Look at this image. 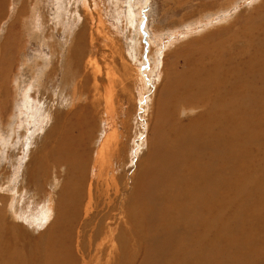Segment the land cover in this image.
Masks as SVG:
<instances>
[{
  "label": "rangeland",
  "instance_id": "rangeland-1",
  "mask_svg": "<svg viewBox=\"0 0 264 264\" xmlns=\"http://www.w3.org/2000/svg\"><path fill=\"white\" fill-rule=\"evenodd\" d=\"M2 1L4 16L0 21V36L4 38V41L5 37L8 35L7 44L9 48L7 52L2 51L0 54V84L2 82V85H0V111L1 109L3 110L0 112L2 116H0V240L9 249L8 254L18 251L26 255L36 252L40 244L44 247L43 249H45V246L48 245L46 244V234L52 232L50 224L51 222L53 224L59 215V209H57V207L59 208L60 206L61 210L64 211L68 208L66 201L64 202V206L59 205V193L62 183L64 182V187L67 183L69 186H75L78 183V186L81 185L85 189L90 181H98L99 165H97L96 162L101 155L102 149L106 146L107 140L113 133H119L118 139L120 145L117 156L111 157V159H113L111 162L115 163V166L110 176H114L113 174H115V176H121L124 173L123 171H130L132 169L131 167L134 169L137 166L138 162L145 155L148 149V143L151 139L154 144L156 137H154L155 133L152 131V128L160 126L159 141H161L164 145L163 149H165L171 144L173 126H185V124L187 126L192 118L194 119L197 117V113L198 115L200 114V111H190V113L183 110L182 113L180 112L181 114L179 116L177 114V102L174 98V94L173 92L170 95L164 94V84L166 83V88L174 85L172 82L174 79L173 71H176V68L181 71L180 67L189 68L197 66L199 63L197 57L199 55L195 53V50L198 49L200 51L204 49V45H206L207 42H204L203 38L208 35L209 32L213 31L214 28H218L219 25L224 26L225 24H222V22L227 21V19L235 15L237 6H239L240 13L234 18H231V24H236L239 20L244 19L251 22L252 19L250 16L264 5V0H261V2L259 0H253L252 4L249 3V1L239 0L234 10H230L227 14L223 11H221V13L215 10L205 13L202 16L197 12L203 5H207L209 8H215L216 3H223L224 0H86L89 4L90 11L87 10L86 7V9L82 7L81 1L83 0ZM65 3L66 5L68 4V8ZM63 6L64 8H62ZM20 8L24 9L21 14H19ZM38 9L39 12H37ZM58 11L59 13L56 14ZM192 15L196 17L194 18ZM44 16H47V19L43 21L45 18ZM41 17L42 20L40 19ZM66 18L69 22L67 20L65 21ZM61 19H63L62 22H67L65 24L63 23L64 29L60 24ZM41 21L46 25L43 24V22L41 23ZM216 22H219V24H214ZM12 23H14L13 27L10 26ZM34 25L38 35L41 31V38L38 36L36 37L37 34H34L35 36L32 34L35 30L31 32V30H33L31 27ZM210 25L214 26L211 27ZM70 27L73 28L70 29ZM247 27L248 26L245 24H243V26L238 25L234 30L228 31L229 34L228 32L220 34L216 36L214 40L225 38L224 40L227 41L228 46H236L238 43L233 45V42L236 41L237 38L239 39V35H241ZM176 28L178 30H176ZM9 30L11 31V35ZM201 30H203L202 33ZM51 31L54 32L52 33ZM70 31L72 32V39L76 38L75 40H72L71 37L70 39L72 41L68 39V35L66 34ZM158 31L160 33H158ZM61 32H63V34H60ZM161 32L164 34L162 38ZM33 36L37 39L33 38ZM63 37L65 38L63 39ZM166 41H168V43H165ZM53 42L55 44H53ZM58 44L63 46L62 50L59 51V55H57L58 50L56 48L59 46ZM50 49L54 52V56ZM55 50L57 52H55ZM80 51L81 59L79 62L81 64L78 63ZM176 52H178V54ZM65 53L68 54L65 55ZM70 54H73L74 57L72 56V58ZM180 54L183 55V57H181ZM64 56H66V59ZM50 58L52 62L49 63L48 61H50ZM76 59L77 62H74ZM64 60L66 61L64 62ZM70 61L73 64L71 69L73 68V71H77V76L79 78H77V80H81V84L83 83V87L78 86V91H84L85 93H83L87 98L83 100L84 102L78 100L77 103L80 102V104L77 106L79 107H74L75 109H73V111L72 109L69 110L71 108L70 106V108L67 109L68 105L66 103V99L72 97L69 92L71 91L69 88H71L72 85L68 87L67 90L61 84L62 81L63 85L66 84L67 79L72 78L71 76L67 78L65 75L68 71L67 69ZM163 62L165 64H163ZM77 65L79 66L77 67ZM53 66L59 67L58 72L54 76L52 75ZM45 68L46 72H44ZM64 70H66V73L63 72ZM100 71L101 73L97 74V72ZM106 74H108V79L112 81L113 86L112 96L110 97L113 102L110 108L113 113V121H109L107 116H105V112L107 111L105 103H107L108 93L104 87H107L109 84ZM20 79L22 81L26 80L23 83L25 87L23 88L22 96L19 95V93L17 95L16 92L18 86L16 84L20 82ZM37 80H39L38 84ZM94 81H98L100 85L97 93H95L93 89L95 86ZM73 83L74 81L72 84ZM84 83H86V85H84ZM36 84L37 86H35ZM58 86L59 91L57 90ZM172 89L176 90V88ZM42 91L45 92L43 93ZM25 92L28 95L27 98ZM159 92L160 100H157ZM161 92H163V94ZM15 96H17V98ZM32 96L33 98H30ZM49 96L51 101L47 99ZM54 96L58 97L57 101L64 105V107L66 105V108L59 107V109H62L60 112L58 109L53 110L49 108V103L52 102ZM101 97L103 98L100 99ZM166 97H168V99ZM95 99L100 100H97L95 105H90ZM23 100L28 104L24 103ZM29 102L30 104L32 103L30 107ZM10 103L11 105H9ZM86 103L90 104H87L86 107ZM83 106L85 109L82 108ZM18 108H20V110H18ZM21 109L24 110L23 114ZM44 110L45 112H43ZM50 111L57 112L51 115L52 112ZM66 111L68 114L65 113ZM68 111H70V113ZM9 112L10 114L8 115ZM18 113L22 114V116L20 114L21 117L18 116L20 119L17 118ZM6 115H8L7 118ZM49 115L51 116L49 117ZM30 117L32 118L30 119ZM8 119H10V122H8ZM27 119H30L29 122ZM46 120L51 121L49 126L43 125V122H47ZM105 121H109L107 123L111 126L106 124ZM176 122L178 125H176ZM35 124L36 126H34ZM82 128L85 130L88 128V133H86L88 137L84 134L85 131H82ZM60 133H62L68 141L70 140L73 147H76V144L77 146L81 145L80 149L83 147V155L81 156L83 161L79 162L78 159H75L77 165L70 162V164L64 163L61 167H57L53 164V158H51L53 155L51 153L58 143H53V141L54 138L58 136L59 141L61 138V135H59ZM152 133L154 134L153 138ZM51 139H53V141ZM65 143L66 142H64V144ZM41 158L45 160L44 166L46 170L44 169L42 172L38 173L37 167ZM77 162H79L80 165H78L79 163ZM122 164L126 167L123 168V166H121ZM71 166L74 168L73 171ZM127 166L129 167L128 169ZM120 167L123 169H120ZM115 171H117V174ZM243 172L244 165L242 161L234 154L233 148H227V229L223 232L224 235H227V244L229 245H227V247L223 245L226 247L227 253L225 256L227 257V264H240L244 261V255H256L260 247L259 241L264 240V194L260 195V190L256 187L258 180L261 179V175L258 176L252 171L251 176L243 181L241 178ZM39 184L40 192L37 190V185ZM7 198L9 200H7ZM129 209L132 213L134 212V214L140 216L139 223L142 225L140 226L142 229L146 227V224L155 221L154 217H148L149 214H143V208L140 204L131 203ZM40 214L42 216H40ZM43 218L46 219L43 220ZM49 229L51 231H49ZM43 237L44 242L42 243L41 240ZM119 237L122 238L121 236ZM104 239L105 237H102L99 242ZM149 243L150 242H147V245H149ZM215 243L219 244L220 241H216ZM77 253L79 252L75 251L73 248V257L78 261V264H82V254ZM89 261L90 264H106L104 257L99 261L97 258H92ZM142 261L143 260L140 259L136 264H141Z\"/></svg>",
  "mask_w": 264,
  "mask_h": 264
},
{
  "label": "bare ground",
  "instance_id": "bare-ground-1",
  "mask_svg": "<svg viewBox=\"0 0 264 264\" xmlns=\"http://www.w3.org/2000/svg\"><path fill=\"white\" fill-rule=\"evenodd\" d=\"M259 1L261 2V0ZM81 2L82 7H86L87 10H89V4L87 3V1L83 0ZM237 3H239V0H224L223 3H216L215 8H209L207 7V5H203L197 13L203 16L205 13L218 10V12L223 11L225 12V14H227L230 10H234V7ZM2 5L3 1L0 0V21L4 16ZM66 6L68 8V4ZM21 8L19 10V14H21L24 10ZM62 8H64V6ZM37 12H39V9ZM58 13L59 11L56 14ZM239 13V6H237L236 13L233 17H230L229 19H227V21H221L222 24H225L224 26L219 25L220 28L219 26L218 28H214L213 31L209 32L208 35L203 38V41L207 43L206 45H204V49H201L200 51L198 49L195 50V53L199 55L197 57L199 59H197L199 63L196 67H180L181 71L176 68V71H173L175 80L173 79L172 82L174 85L168 86L166 88V83L164 84V94L166 93L167 95H170L172 92L174 94V98L177 102V114L179 116L183 112V110H186L188 112L200 111V114L198 115L197 113V117H195L194 119L192 118L187 126L185 124L186 127L173 126L171 132V136H173V138H171V144L165 149H163L164 145L161 143V141H159L160 126H155L154 128H152V131H154L155 133V136L152 133V138L153 136L156 137L154 144L152 143V139L149 143L147 142L148 149L145 155L138 162L137 166L134 169L133 167H131L133 170L131 169L130 171H123L125 174L123 173V175L121 176H115V174H113L115 177L110 176V174L114 171L115 166V163L111 162V160H113L111 159V157H115V155L117 156V152H119L120 142L118 139L119 133H113L107 140L106 146L102 149L100 153L101 155L96 162V164L99 165L97 182L90 181V183L87 185V188L85 189L81 185L78 186V183L75 186H69L67 183L65 187L64 182L62 183V187L59 193V205L64 206V202L66 201L68 204V208H66L64 211L61 210L60 206L59 208L57 207V209H59V215L57 216L53 224L52 222V225L50 224V229H52V232L46 234L47 237L45 236L47 238L46 244H48L45 246V249H43L44 247H42V245L40 244L38 245L36 252L30 255L19 253L18 251H14L8 254L9 249L0 240V264H78V261L73 257V248L75 251H78L82 254V264H90L89 260H91L92 258H97L99 261L103 257L106 260V264H136L140 259L143 260L141 264H227V257L225 256L227 253L226 247L228 245L227 235L223 234L224 230L227 229V148H233L234 154L237 155V157L242 161L244 165V172L243 174H241V178L243 179V181L247 180L251 176L252 171L258 176L261 175V179L258 180L256 187L258 190H260V195L264 194V5H262L258 9V11L254 13L255 15L253 14L252 16H250L252 19L251 22H249L247 19H244L239 20L236 24H231V18H234ZM193 16L194 18L196 17L195 15H192V17ZM46 17L43 19V21L47 19ZM40 19L42 20V17ZM62 20L63 19H61L60 24L64 29V22H62ZM66 20L67 18L65 19V21ZM43 21H41V23ZM43 24L45 23L43 22ZM214 24H219V22H216ZM243 24L248 27L245 28L241 35H239V39L237 38V40L233 42V45L238 43L236 46H228L227 41L224 40L225 38L218 39L216 41L214 40L216 36L227 33L230 30H234L236 26H243ZM13 25L14 23H12V25L10 26L13 27ZM210 26L212 27L214 25ZM31 28H33V30H31ZM31 28L29 26L31 32L34 31L35 25ZM71 28L73 27H70V29ZM176 30L178 29L176 28ZM51 32L53 33L54 31ZM202 32L203 30H201V33ZM158 33L160 32L158 31ZM32 34H37L36 37H40L41 31L39 35L36 30ZM60 34H63V32H61ZM71 34V31L66 34L68 35V39H70ZM163 35V32H161V38ZM34 36L33 38L37 39ZM7 37L8 35L3 41L4 38H1L0 36V54L2 51H8L9 46L7 44ZM64 38L65 37H63V39ZM165 43H168V41H166ZM53 44L55 43L53 42ZM56 48L58 52L56 50L55 52H57V55H59V51L62 50L63 46L59 45ZM68 53H65V55ZM176 53L178 54V52ZM53 54L54 52L52 53V55ZM73 54H70L71 57L73 56ZM80 55L81 51L78 57L79 64H81L79 62L81 59ZM180 56L183 57V55L181 54ZM65 57L66 56H64V58ZM51 60L52 59L50 58V61L48 62H52ZM65 61L66 60H64V62ZM74 62H77V59ZM71 64L72 62L70 61L68 64L69 67L67 69V73L65 72L66 70H64L63 72L66 73L65 75L67 78L70 76L72 78H68L66 84L63 85V81L61 82V84L67 90L68 87H71L72 85V87L69 88L72 91H69L72 97L66 99V103L68 105L67 109L71 107L69 110L72 109L73 111V109H75L74 107L80 104V102L77 103L78 100L83 101L86 97L84 91V93L82 91H78V86L83 87V83L81 84V80H77V71L75 70V72L73 71V68L71 69V66H73V64ZM163 64L165 63L163 62ZM78 66L79 65H77V67ZM58 69L59 67L57 66H55L53 70L51 69L53 76L56 75ZM44 72H46V68ZM98 73H101V71L97 72V74ZM106 75L108 79V74ZM21 79L19 80L20 82L18 81L19 83L17 82L18 84H16L18 85L16 88L17 95L18 93L19 95H21L23 92V88L25 87L23 86V83L26 80L22 81ZM38 81L39 80H37V84ZM73 81L74 83L72 84ZM94 83L95 86L93 87V89L94 92L97 93L100 85L98 81H94ZM37 84L35 86H37ZM0 85H2V82ZM84 85H86V83H84ZM104 88L108 93L107 103H105L107 110L105 112V116H107L109 121H113V113L110 109L113 103L112 99L110 98L113 91L112 81H109L108 86ZM172 88H176V90H173ZM57 90L59 91V86L57 87ZM163 92L161 93L163 94ZM158 95L157 100H160V92L158 93ZM15 97L17 98V96ZM27 97L28 95L26 96V98ZM30 98H33V96ZM57 98V96H54L52 98V102L49 103V108H52L53 110L58 109L60 112V110L62 109H59V107L66 108V105L64 107V105L60 104V102L57 101ZM102 98L103 97H101L100 99ZM166 98L168 99V97ZM47 99H50V96ZM97 100L95 99L92 104L86 103V107L87 104L95 105L97 103ZM23 102L26 103L24 100ZM9 105H11V103ZM31 105L32 103L29 105V107ZM84 106L82 108H84ZM25 107L27 108L26 105ZM112 109L114 111L113 107ZM18 110H20V108H18ZM24 110L21 109V111H23L22 114L24 113ZM1 111L3 110L1 109ZM37 112L39 113V110ZM43 112H45V110ZM50 112H52L51 115H53V113L57 111ZM68 112L70 113V111ZM65 113L68 114L67 111ZM9 114L10 112L8 113V115ZM20 114L21 113H18L17 118L18 116H20ZM8 115H6V118ZM51 115H49V117ZM31 118L32 117H30V119ZM10 119H8V122H10ZM30 119H27L28 122ZM46 121L47 122H43V125L49 126L51 121ZM107 122L106 124H109ZM176 125H178L177 122ZM34 126H36V124ZM87 129L82 130L85 131L84 134L88 133ZM59 135H61L59 141V136L54 138V141L53 139H51L53 143L58 142L56 148H53V150L51 149V154L53 155L51 158H53L52 162H54L53 164H55V166L57 167H61L64 163L70 164V162L74 163L75 165V159H78L79 162L83 161L81 157L83 155V147L80 149L81 145L77 146V144L75 145L76 147H73L70 140L68 141L62 135V133H60ZM86 136L88 137L87 134ZM63 141L66 143L64 144ZM44 163L45 160L41 158L40 163L37 167L38 173L42 172L45 169ZM78 165H80V163ZM121 166H123V164ZM71 167L73 171L74 168L73 166ZM124 167L126 166H123V168ZM123 168L120 167V169ZM128 168L129 167L127 166V169ZM117 171H115V173ZM39 188L40 184L37 185V190H39ZM40 191L41 190H39L38 192ZM7 200L9 199L7 198ZM131 203L140 204L143 208V214H149L148 217H154L155 221L153 223L146 224V227L142 229L140 227L142 225L139 223L140 216L138 214H134V212L132 213L129 209ZM40 216L42 215L40 214ZM45 219L46 218H43V220ZM50 229L49 231H51ZM119 236H121L122 238H120ZM102 237H105V239L99 242ZM41 241L42 243L44 242V237ZM216 241H220V243L216 244ZM147 242H150L149 245H147ZM223 245H225L226 247ZM259 245L260 247L258 253L253 256L244 255V261H242L240 264H264V240H260Z\"/></svg>",
  "mask_w": 264,
  "mask_h": 264
},
{
  "label": "snow or ice",
  "instance_id": "snow-or-ice-1",
  "mask_svg": "<svg viewBox=\"0 0 264 264\" xmlns=\"http://www.w3.org/2000/svg\"><path fill=\"white\" fill-rule=\"evenodd\" d=\"M253 2V0H249V3H252Z\"/></svg>",
  "mask_w": 264,
  "mask_h": 264
}]
</instances>
